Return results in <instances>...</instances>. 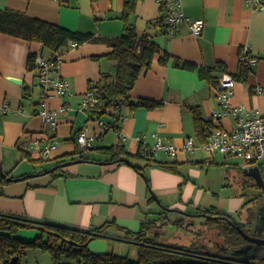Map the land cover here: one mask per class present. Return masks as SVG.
<instances>
[{"label": "crops", "instance_id": "obj_1", "mask_svg": "<svg viewBox=\"0 0 264 264\" xmlns=\"http://www.w3.org/2000/svg\"><path fill=\"white\" fill-rule=\"evenodd\" d=\"M126 1L0 0V8L25 12L73 31L111 38L124 33L119 15ZM183 4L192 19L205 20L200 36L194 35L186 24L175 35L159 33L150 21L161 15L163 4L159 0H138L133 21L141 34L153 35L163 52L154 57L149 69L143 70L121 108L102 115L91 110L79 111L78 107L90 83L100 81L103 72L115 75L116 63L108 57L113 48L108 42H85L67 50L55 75L68 81V92L45 95L38 72L28 70L27 60L30 52L48 60L52 51L39 42L0 31V107L4 104L10 107L8 113H0V171L12 178L0 195V212L93 232L104 227L105 236L92 240L90 249L101 254L132 255L133 259L138 258L139 247L130 233L139 231L144 223L150 224V238L189 246L192 244H184L182 238L177 240L165 231L176 225L188 228L195 217L206 221L208 217L200 208L216 207L234 218L240 215L241 221L256 217V213L240 210V207L250 208L252 201L244 205V197L233 195L227 187L231 167L208 165L205 161L210 159L209 155H198L206 150L201 147L204 141L200 142L196 136L190 107H199L207 119L220 111L215 85L202 78L198 69L176 67L174 58L163 64L160 57L165 50L198 68L222 65L235 74L239 72L240 50L251 49L260 57L259 62L246 79H237L231 102L264 114V94L255 90L257 85L264 86V10L251 8L245 0H183ZM220 70H215L213 75L219 77ZM13 78H21L23 83ZM26 86L32 90L29 98L24 95ZM139 98L161 101L163 105L132 108ZM44 104L52 109L62 106L67 109L60 114L56 131L50 130L40 116ZM215 123L232 128L235 120L226 116ZM85 126L97 137L95 147L85 154L95 161L75 155L79 148L78 133ZM155 134L178 149L176 156L161 151L155 159L180 163L178 172L149 164L143 157L131 158L132 163L145 167L140 172L131 164L109 162L110 156L97 149L121 143L137 154L156 141ZM24 135L26 139L51 136L58 142L49 161L33 163L23 156L26 151L19 142ZM140 137L144 138L143 142ZM190 138L196 144L194 151L186 148ZM73 154L78 159L69 158L67 162H74L51 171L57 159ZM211 158L222 163L215 156ZM211 166L220 169L210 171ZM164 232L168 239L162 238ZM39 234V229H22L18 236L32 240ZM180 237H183L181 232ZM22 262L55 264L51 251L42 248L29 249ZM0 264H4L1 259ZM62 264L79 263L63 259Z\"/></svg>", "mask_w": 264, "mask_h": 264}, {"label": "trees", "instance_id": "obj_2", "mask_svg": "<svg viewBox=\"0 0 264 264\" xmlns=\"http://www.w3.org/2000/svg\"><path fill=\"white\" fill-rule=\"evenodd\" d=\"M137 2L138 0H127L125 2L124 9L119 15L120 20L124 24V33L119 37H99L91 33L73 31L58 24L30 16L25 12L3 8H0V31L24 38L30 42L41 43L44 48L52 51V55L48 60L56 68H58L60 63L58 56H63L70 48L85 42H108L113 48L108 57L116 63L115 75L103 72L100 81L90 83L89 87V90H93L101 95L100 104L91 108V111L102 115L111 109L119 110L121 108L122 104L129 99L130 92L133 90L143 70L149 69L154 57L158 53L163 52V49L154 42L153 35L147 33L141 34L133 21ZM162 4L161 15L150 21V24L158 28L159 33L170 34L171 27L166 21L168 9L164 3ZM37 56V53L30 52L27 60L28 70L38 72ZM241 56H245L248 60L251 56L256 55L253 54L251 49L242 47L239 54V72L234 74L236 79H246L254 68L249 65L247 60L241 59ZM92 58L100 59L101 56H92ZM171 58H174L173 63L176 67L198 69L199 75L202 78L208 79L213 85H216L218 82V77L214 76L213 72L217 69L227 71L222 65L219 66L220 68H198L194 63L182 61L165 50L164 54L160 57V61L163 64H167ZM24 90V95L28 98L31 97L32 90L30 87L26 86ZM103 93L107 95L104 99L102 98ZM162 105L163 102L161 101L139 98L131 106L132 108L138 106L157 108ZM190 108L194 115L196 136L200 142L205 141L211 136L214 129L221 125L216 124V120L213 118H205L199 107L191 106ZM90 149L85 151L78 148L75 155L78 154L82 160L95 161L96 159H91L85 155ZM97 149L110 156L109 162L131 164L140 172H144L145 167L132 163L131 158L143 157L149 164H155L173 172H178L180 167V163L176 161L160 162L154 156H150L143 151L133 154L121 143L98 147ZM75 155H67L64 158L57 159L56 166H58V169H63V164L69 158L78 159ZM23 156L33 163L43 164L49 161V158H34L28 152H24ZM125 159H129V162H126ZM226 162L227 160L217 163L214 160L209 165L220 164L224 166ZM228 166L236 168L238 164L230 163ZM260 168L264 176V161L260 164ZM9 182L10 180L0 175V195L4 192L5 184ZM248 182H252L253 186L260 190V193H257V196L249 202H254L264 197L263 190L257 184L254 176H250L249 180L244 181V187L251 186ZM200 209L208 217L207 223L216 222L220 224V222H224L222 227L219 228V234L226 238L228 247L233 250L231 255H215L196 244L186 246L178 243L159 242L155 238L148 236L149 222L144 223L139 231L130 233L131 236H134V240L139 247L137 259L115 252L95 253L90 249V242L99 236H105L104 227H100L93 232L0 212V259L4 264H23L22 258L29 249L42 248L46 251H51L55 264H62L64 258L76 259L79 264H264V257L262 255L256 256L257 252L250 247V242L231 224L230 220L241 225L243 228L244 223L237 221L231 214L221 211L216 207ZM255 220L256 217L253 215L250 218V222L252 221V224H256ZM177 223L181 224L180 222H176L175 224ZM22 229H39L40 234L32 240L23 239L18 236L19 231ZM243 253H245V257L240 258L239 256ZM14 257H17L18 260L12 263ZM255 258H259L263 262L259 263L254 260Z\"/></svg>", "mask_w": 264, "mask_h": 264}, {"label": "built area", "instance_id": "obj_3", "mask_svg": "<svg viewBox=\"0 0 264 264\" xmlns=\"http://www.w3.org/2000/svg\"><path fill=\"white\" fill-rule=\"evenodd\" d=\"M164 3L168 9L167 23L170 25V34L175 35L181 25L186 24L191 32L200 36L204 26V19H192L186 14L183 0H159ZM253 9L264 10V0H245ZM59 62L62 61V55L58 56ZM241 59L247 60L245 56ZM259 57L251 56L247 61L250 66H255L259 62ZM37 64L39 66V85L45 95L65 94L68 92V81L58 75H55L56 67L41 55L37 56ZM237 79L230 71H221L218 82L215 85L216 95L221 105V110L214 113L210 118L220 120L226 116H232L235 124L232 128L223 126L216 127L211 136L201 143V147L207 149L211 153H221L225 157L235 156L242 158L238 166L243 170H250L255 165H260L264 161V114L259 110H249L245 105H233L231 99L234 95ZM255 90L259 94H264V86L257 85ZM101 95L93 90H89L83 97L78 110L89 111L91 108L100 104ZM67 109L65 106L59 109H52L44 104L40 111L43 121L49 126L50 130L56 131L60 114ZM10 111L8 104L0 107V113L6 114ZM119 118H121L119 116ZM104 125V122L101 121ZM120 131V130H118ZM120 133V132H119ZM121 135V133H120ZM122 136V135H121ZM21 138L19 144L22 149L31 155L38 154L43 158L51 156L53 151L58 147V142L51 136L44 139L37 138ZM156 141L145 147L144 153L150 156H156L159 152L165 151L171 156L178 154V149L167 142L163 137L155 134ZM24 138V139H23ZM96 135L91 134L89 128H82L77 136L79 149L88 150L92 148L96 141ZM124 138V137H122ZM142 142L144 138L140 137ZM186 148L195 150L196 144L194 139L187 140ZM215 159L206 160V164H210Z\"/></svg>", "mask_w": 264, "mask_h": 264}, {"label": "rangeland", "instance_id": "obj_4", "mask_svg": "<svg viewBox=\"0 0 264 264\" xmlns=\"http://www.w3.org/2000/svg\"><path fill=\"white\" fill-rule=\"evenodd\" d=\"M205 150L206 151H199L198 155L205 154V155H209L210 158L211 156H215L219 162H224L227 160L226 164H224L226 169L229 167L228 164L240 163L243 160L242 158H238L235 156L226 158L225 155L223 154L214 155V154H211V152H209L207 149ZM86 153L88 154V152ZM219 167L211 166L210 171H213V169H220ZM238 167L228 168L231 170V172H230L229 179L227 180V183H228L227 187L231 189L233 195H241V197H244V205H247L248 204L247 201L255 198L257 196V193H260V190L256 188L255 186H253L252 182H248L251 184V186L244 187V181L249 180L250 176L247 175L243 169H241L240 167L239 169ZM256 201L257 202L254 201L250 203L251 205L250 208L240 207V210L246 212V214L256 213V224H257L258 218L260 221H262V224H264V216L261 210V207L264 204V197H262L261 199H257ZM191 220H192L191 221L192 224H190L188 228L187 227L182 228V226L176 225L173 227H169V229L165 232H169L170 235L177 238V240H181L182 238L181 242L184 244L199 245L200 247H203L205 250L215 255L224 256V255L232 254L233 250L228 247V242L226 238L223 235L219 234V228L222 227L224 222H220V224L216 222H212L211 224H209L207 223V221H204V222L201 221V218L199 217L192 218ZM236 220H238L239 222L241 221L240 215L238 214L236 215ZM241 222L244 223L243 226L249 234L257 236V237L264 236V231L261 232L260 230H258L256 224H252L251 223L252 221L250 222L249 218L242 220ZM165 232L163 233L165 236L163 234L161 236L163 239H168V236ZM180 232L181 234H183V237H180ZM253 247L254 245L252 246V248ZM255 251L257 252L256 256L262 255V257H264V250L260 252V250H258V248H256L255 246ZM128 256H130L131 258H134L132 257V255H128ZM239 257L244 258L245 253L241 254ZM64 259H67V258H64ZM75 260H72V261H75ZM254 260L259 263L263 262V260L259 258L258 259L255 258Z\"/></svg>", "mask_w": 264, "mask_h": 264}, {"label": "water", "instance_id": "obj_5", "mask_svg": "<svg viewBox=\"0 0 264 264\" xmlns=\"http://www.w3.org/2000/svg\"><path fill=\"white\" fill-rule=\"evenodd\" d=\"M13 80L15 82H17V83H23V79H21V78H18V79L13 78ZM106 97H107V95L105 93H103L102 94V98L104 99ZM125 161L129 162V159H125ZM70 162H74V161L65 162L63 165L65 166V165L69 164ZM57 169H58V166L53 167L51 169V171H54V170H57ZM0 173L7 180H12V178L9 177L8 174L5 171H3L2 169H1ZM245 173L247 175L255 177L257 184L262 188L263 194H264V176H263V173L261 171L260 165H255L250 170H245ZM261 210H262V213H263V216H264V204L262 205ZM230 222H231V224H233L240 231V233L245 237V239H247L250 242L256 243L258 245V248L261 245L264 246V237H257V236L251 235L241 225L236 224L232 220H230ZM257 225L259 226L261 232L264 231V224H262V221L258 220L257 221ZM218 259H220V258H218ZM17 260H18L17 257H14L12 259V263L17 262ZM242 264H244V263H242Z\"/></svg>", "mask_w": 264, "mask_h": 264}, {"label": "flooded vegetation", "instance_id": "obj_6", "mask_svg": "<svg viewBox=\"0 0 264 264\" xmlns=\"http://www.w3.org/2000/svg\"><path fill=\"white\" fill-rule=\"evenodd\" d=\"M257 226V229L258 230H260V228H259V226L258 225H256ZM262 237H264V236H262ZM250 242V241H249ZM254 245V247H253V250L255 251V246H256V248H258V245L256 244V243H254V242H250V246L252 247ZM261 248V249H260ZM260 249V252L261 251H263L264 250V246H260L259 248H258V250Z\"/></svg>", "mask_w": 264, "mask_h": 264}]
</instances>
